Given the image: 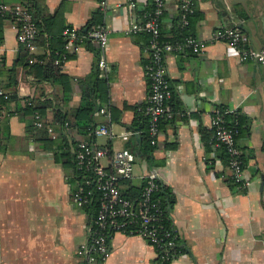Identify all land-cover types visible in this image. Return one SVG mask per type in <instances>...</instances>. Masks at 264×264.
<instances>
[{"label":"crops","instance_id":"1","mask_svg":"<svg viewBox=\"0 0 264 264\" xmlns=\"http://www.w3.org/2000/svg\"><path fill=\"white\" fill-rule=\"evenodd\" d=\"M105 1L104 14L99 13L98 0H39L38 9L59 15L54 18L55 28L64 25L84 32L88 21H99L107 29L110 69L100 89L106 95L101 103L108 102L113 111L108 125L111 137L94 141L112 150L128 149L141 130V125L130 127L133 108L143 104L147 92L146 39L141 33H125L131 20L127 0ZM0 2L22 5L19 0ZM192 2L189 35L206 42V47L197 54L165 55L171 89L166 108L172 117L160 122L157 145L152 148L155 163L148 167L135 157L139 172L137 181L130 182L141 185V174L155 170L172 194L168 215L183 252L169 264H264V61H240L225 42L209 43L215 27H235L245 38V48L264 50V0ZM147 4L148 0H135L136 7ZM176 14L174 1L169 0L161 18L163 36L169 35ZM35 45L39 62L38 56L47 50L37 41ZM95 49L84 41L67 50L63 44L64 60L53 64L67 80H40V67L29 66L19 50L14 23L1 20L0 86L8 99L1 104L0 119V264H85L78 250L86 239L89 214L71 202L69 169L57 161L55 145L39 139V132L50 140L57 138L51 125L54 110L68 113L78 106L82 87L97 71ZM42 101L48 107L37 114L56 133L53 138L45 127L33 125L36 112L24 108ZM216 107L236 111L242 119L236 145L243 153L246 186L227 183L226 167L213 150L207 151L204 137ZM91 118L94 125L103 120L97 109ZM65 131L74 140L83 138L74 128ZM155 259L144 239L114 232L103 264H157Z\"/></svg>","mask_w":264,"mask_h":264},{"label":"built area","instance_id":"2","mask_svg":"<svg viewBox=\"0 0 264 264\" xmlns=\"http://www.w3.org/2000/svg\"><path fill=\"white\" fill-rule=\"evenodd\" d=\"M169 0H148L150 8L136 7L135 0H127L131 20L126 34H144L146 36L147 60L143 64V75L147 81V92L141 107L136 111L146 117V137L152 147L157 145L161 120H169L172 112L167 110L166 103L171 89L165 74V55L189 51L193 54L202 52L206 42L183 35L176 39L161 38V18ZM174 1L178 15V28L184 29L188 17L193 12L192 0ZM105 0H98L99 13L104 14ZM0 16H7L13 23L15 39L24 46L27 52V63L38 62L35 57L36 25L31 13L19 4L8 5L0 2ZM85 34L73 27H65L61 35L64 48L67 50L83 39L89 40L97 47L98 58L96 68L98 76L103 77L110 69L106 58L107 29L102 23L92 25ZM221 41L235 50L240 61H264V50H251L244 47L245 38L235 27H215L209 35V43ZM64 60V55L60 59ZM55 63L60 61L55 60ZM8 99L7 92L0 86V101ZM103 120L89 129L88 140H77L72 148L73 168L69 170L66 180L70 185V199L77 208L87 210L95 206L89 216L86 227V239L78 253L83 256L85 264H103L108 255V240L112 233L135 235L144 239L154 250L158 261L172 259L178 255L175 232L162 228L161 213L154 196L158 192L160 180L155 170H145L141 176V189L137 201L122 192V181L131 179V168L135 160L134 154L127 148L108 149L97 146L96 137H111L109 130L110 116L106 107L97 108ZM225 108H213L210 113L209 129L210 145L213 148L222 146L228 155L226 169L228 179L239 187L246 186L243 178V164L240 151L236 146L237 129L226 121ZM3 110L0 104V119ZM33 125L45 127L48 135L56 134L52 128L44 125L37 113L33 114ZM66 126V123H64ZM123 139L126 136H122ZM1 144V140H0Z\"/></svg>","mask_w":264,"mask_h":264},{"label":"trees","instance_id":"3","mask_svg":"<svg viewBox=\"0 0 264 264\" xmlns=\"http://www.w3.org/2000/svg\"><path fill=\"white\" fill-rule=\"evenodd\" d=\"M39 0H32L29 2V0H19L21 2V6L25 7L32 15V18L34 19L35 25H36V39L35 42H39L44 50L46 52L43 53V55L38 56L40 59L39 62H34L31 64L27 63V52L23 45H19V50L23 53V56L26 59V63L29 66H37L40 67L41 75L40 80H67V78L59 72V64L62 62L60 59L63 56V36L61 35L62 29L65 27L62 25L59 28L56 27V17H59V15H49L45 14L41 9L42 5L41 3H38ZM29 2V3H28ZM38 4V6H37ZM40 8V9H38ZM145 8H150V4L148 2L147 6ZM45 11V10H44ZM38 12V13H37ZM193 16H194V9L192 14L188 17V24L186 28L179 29L178 28V15L176 14L175 18L171 21V24L168 28V36H163L162 33H160L162 39H176L180 38L183 35H189V30H191V24L193 23ZM2 18H8L7 16H0V23ZM99 23V21H98ZM95 25L96 21H88L86 23L85 27H89L91 25ZM78 32H81L82 34H85L86 32H82V28L77 30ZM47 35H46V34ZM44 34V35H43ZM145 36V35H144ZM146 39V36H145ZM85 42L86 44H92L89 40L83 39L82 42ZM51 42H55V46L51 45ZM45 45V46H44ZM96 53L97 50L95 49ZM58 60L57 64H53V61ZM104 78L98 77L97 71L95 70L92 75H90L89 80L84 84V87H82L80 100L78 103V106L70 111L68 113H63L59 109L54 110L53 117L51 119V125L55 127L54 130L58 131L57 138L55 140H50L45 134L42 132H39V139L46 142L55 145V156L57 161L61 162L62 165L66 168L71 170L73 168V158L71 149L74 148L77 140H74L71 138L67 132L65 131L68 127L74 128L76 131L83 136L82 139L88 140L89 137L87 135L89 129H91L94 126V123L91 118V114L100 107L105 106L106 110L109 112L110 121L113 118V114L111 111V107L109 106L108 102H105L104 104L101 103L105 100V93L103 90L100 89L101 82H104ZM63 95V94H62ZM63 97V96H62ZM172 98V97H171ZM65 99V97H63ZM62 99V100H63ZM173 99V98H172ZM106 101V100H105ZM4 101H0V104H2ZM142 104L136 105L134 109V120L131 123V129L136 127L137 125H141V130L138 136L136 138L134 137L133 140L136 143L132 144L128 149L134 154L135 157H140L141 160H143L148 167H151L154 162V158L152 155V146L148 144L147 137H146V117L142 115L141 113L136 111V108L141 107ZM169 106L170 103H169ZM45 107H48L47 101L37 102L36 104H26L24 108H26L30 113H39L42 115ZM226 121L230 124H234V126L237 129V135L242 132L241 129V123L242 119L238 112L231 111V113L226 114ZM66 123V126L64 125ZM210 137H211V131L209 129L208 133H206L205 138V145L207 148V151L213 150L215 152L216 157L221 161V163L226 167V163L228 160V155L225 153V150L222 146L213 148L210 145ZM237 146V145H236ZM109 149V147H108ZM239 149V148H238ZM240 151V159L242 164H244V158L243 153ZM210 164V162L208 163ZM226 182L230 185L237 186L235 184H232L228 177L226 178ZM239 187V186H237ZM141 189V185H134L130 182V180H124L122 181V192L124 195H128L132 201H137L139 197V192ZM158 192L154 195L157 199V206L161 213V224L162 228L165 230H168L169 232H175V229L171 225L170 218L168 215L169 209L171 207V204L173 202V197L168 188L160 182ZM95 206L90 207L89 209L85 210L89 216L93 213ZM177 249H178V255L183 252V248L181 245L180 238L177 237ZM178 255H174L173 259L177 258ZM156 260V259H155ZM172 259L166 260V261H158L156 260L157 264H169Z\"/></svg>","mask_w":264,"mask_h":264},{"label":"rangeland","instance_id":"4","mask_svg":"<svg viewBox=\"0 0 264 264\" xmlns=\"http://www.w3.org/2000/svg\"><path fill=\"white\" fill-rule=\"evenodd\" d=\"M139 160H137L135 158V160L133 161V165H132V168H131V179H132V182H136L137 181V178L136 176L138 175V172H139Z\"/></svg>","mask_w":264,"mask_h":264}]
</instances>
